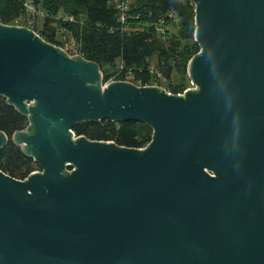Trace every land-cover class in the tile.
<instances>
[{
  "label": "water",
  "instance_id": "95a60500",
  "mask_svg": "<svg viewBox=\"0 0 264 264\" xmlns=\"http://www.w3.org/2000/svg\"><path fill=\"white\" fill-rule=\"evenodd\" d=\"M201 49L184 95L131 81L0 23V131L41 170L0 169V264H264V0H191ZM144 122V148L77 136Z\"/></svg>",
  "mask_w": 264,
  "mask_h": 264
},
{
  "label": "trees",
  "instance_id": "16d2710c",
  "mask_svg": "<svg viewBox=\"0 0 264 264\" xmlns=\"http://www.w3.org/2000/svg\"><path fill=\"white\" fill-rule=\"evenodd\" d=\"M32 1L37 8L42 3L46 13L43 30H37V23L35 30L45 40L61 46L62 41L55 35V23L67 29L76 40L79 54L98 63L102 70L110 67L112 73L107 74L105 82L123 64L126 71H133L136 84V80L144 78L142 74L149 72L145 62L153 55L159 58L158 69L175 68L186 72L190 59L201 49L195 40L181 46L183 41L193 39L196 28L195 5L191 0H130L129 19L124 25L119 21L115 0ZM27 2L29 0H0V23L11 25L29 16ZM61 13L63 17L58 18ZM172 13L175 18L170 17ZM68 16H73L74 20H65ZM176 17L181 21L179 32L169 37V25ZM183 88L172 92L178 93ZM28 124V118L0 96V131L11 136L26 129ZM73 130L76 135L90 140L113 141L119 146L137 149L146 147L154 137V129L149 124L134 121H85L76 124ZM35 166L40 167L12 141L0 149V169L14 178L24 180L34 172Z\"/></svg>",
  "mask_w": 264,
  "mask_h": 264
},
{
  "label": "rangeland",
  "instance_id": "374dc122",
  "mask_svg": "<svg viewBox=\"0 0 264 264\" xmlns=\"http://www.w3.org/2000/svg\"><path fill=\"white\" fill-rule=\"evenodd\" d=\"M30 1L33 2L32 0ZM37 9L40 12H43V14H40L39 12L29 13L31 14L30 15L31 17L26 15L24 17H21L13 21L11 25L26 26V27L35 29L36 25L33 23L36 22L37 30L38 31L43 30L44 24L46 21V13H45L43 4L41 3ZM62 17H63V14L61 13L58 18H62ZM30 20L32 22H30ZM180 24H181V21L179 17H176V19H174V21L170 23L169 37H172L174 33L179 32ZM55 27H56L55 35L58 40L62 41L61 46L67 51L70 50L71 54H79L78 47L76 46V40L73 38L72 34L69 31H67V29L60 27L59 24L57 23H55ZM193 42H194V37L193 39L183 41L181 46L184 47L185 45L192 44ZM158 65H159V58L157 55H153L150 58H148L145 62V66L149 67L148 68L149 72H145L144 74H142L144 78L142 80L141 79L136 80L137 81L136 84L138 85H158L168 91H175L174 89L176 88L180 89L184 87L182 89L184 90V89L192 87L191 79L188 76L187 70L186 72H184L182 70L179 71L175 68H171V69L165 68V70L163 68L158 69ZM168 70L170 72H168ZM139 72H142V71H139ZM111 73H112V70L110 69L109 66L103 67L104 80H105V77H107V74L110 75ZM134 76L135 75L133 73V75L129 78L132 82L135 81ZM110 78L111 76H109L108 79ZM37 170H41V167L35 166L34 171H37Z\"/></svg>",
  "mask_w": 264,
  "mask_h": 264
},
{
  "label": "built area",
  "instance_id": "2783aa9c",
  "mask_svg": "<svg viewBox=\"0 0 264 264\" xmlns=\"http://www.w3.org/2000/svg\"><path fill=\"white\" fill-rule=\"evenodd\" d=\"M116 2V7L118 9V17H119V21L121 22V24H125L128 19H129V11H130V8H131V2L130 0H115ZM26 6H27V10L29 13H37L39 12L40 14H43V12H40L34 5L32 2H27L26 3ZM31 15V14H30ZM29 15V17H31ZM170 17L171 18H175V14H170ZM32 20V19H31ZM30 20V22H32ZM65 20H69V21H73L74 20V17L73 16H68L65 18ZM33 24L36 25V22H34ZM30 28V27H29ZM32 29V28H31ZM35 30V29H34ZM36 31V30H35ZM163 31V29H162ZM37 32V31H36ZM38 33V32H37ZM67 51V50H66ZM68 53L70 55H75V54H71L69 51ZM123 73H126L125 77L123 79L120 78V76L123 74ZM133 75V71L131 70H127L126 71V68L124 67L123 64H121L118 69L116 70V72L111 76V78L104 82L105 84H108L110 82H113V81H118V80H123V81H131L129 78ZM132 82V81H131ZM134 83V82H133ZM191 83H192V87L190 88H187V89H184L178 93H174L172 91H168L166 90L168 93H172V94H182L184 95L189 89H195V86H194V83L193 81L191 80ZM155 86H158V85H155ZM161 87V86H159ZM163 88V87H162ZM78 136V135H77Z\"/></svg>",
  "mask_w": 264,
  "mask_h": 264
},
{
  "label": "crops",
  "instance_id": "0c3cea01",
  "mask_svg": "<svg viewBox=\"0 0 264 264\" xmlns=\"http://www.w3.org/2000/svg\"><path fill=\"white\" fill-rule=\"evenodd\" d=\"M29 2H31V1L29 0Z\"/></svg>",
  "mask_w": 264,
  "mask_h": 264
}]
</instances>
